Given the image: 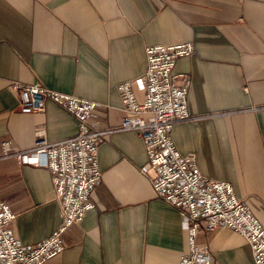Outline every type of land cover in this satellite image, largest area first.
Masks as SVG:
<instances>
[{"label": "crops", "instance_id": "obj_1", "mask_svg": "<svg viewBox=\"0 0 264 264\" xmlns=\"http://www.w3.org/2000/svg\"><path fill=\"white\" fill-rule=\"evenodd\" d=\"M192 41L190 57L174 75L191 80L189 121L171 139L194 153L200 171L233 185L264 228V0H0V200L15 215L22 245H37L61 223V206L46 168L2 158L1 144L34 147L37 129L50 141L75 136L76 118L47 103L42 114H22L16 85L44 87L95 101L99 130L125 117L119 85L147 70L146 48ZM144 143L136 131L117 130L99 148L101 185L93 209L63 236L65 251L46 264H180L190 250L180 212L158 198ZM217 264H255L240 235L201 232Z\"/></svg>", "mask_w": 264, "mask_h": 264}, {"label": "built area", "instance_id": "obj_2", "mask_svg": "<svg viewBox=\"0 0 264 264\" xmlns=\"http://www.w3.org/2000/svg\"><path fill=\"white\" fill-rule=\"evenodd\" d=\"M192 41L146 48L147 70L135 84L144 92L139 102L133 82L119 85L125 117L117 129L99 130L93 121L99 104L61 93L40 83L16 85L22 114H42L51 102L71 114L79 124L77 134L53 142L39 128L31 151L23 152L10 141L1 144L2 158H15L19 164L46 168L52 176L61 206V223L53 234L37 245H22L16 240L12 223L15 215L0 200V264H46L65 251L64 234L80 224L93 209L92 194L101 185L99 148L117 130L136 131L141 137L152 169V185L159 199L176 208L187 226L189 252L180 264H217L206 244L197 243L201 232L212 234L226 228L242 236L252 249L255 264H264V228L247 203L235 193L231 183L204 175L196 154H181L171 139L175 125L194 119L189 111L191 80L182 75L177 83L174 69L178 60L190 57Z\"/></svg>", "mask_w": 264, "mask_h": 264}]
</instances>
